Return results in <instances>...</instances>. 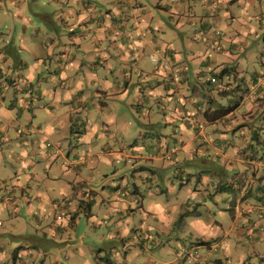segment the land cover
Listing matches in <instances>:
<instances>
[{"label":"crops","instance_id":"crops-1","mask_svg":"<svg viewBox=\"0 0 264 264\" xmlns=\"http://www.w3.org/2000/svg\"><path fill=\"white\" fill-rule=\"evenodd\" d=\"M41 4L37 18L52 34L36 28L13 54L22 87L0 69L1 82L15 88L0 84V264H44L54 246L62 251L70 242L82 251L88 239L92 251H107L98 260L104 264H175L185 247L214 243L216 225L228 230L214 246L251 241L264 251V0ZM13 8L20 15L21 1L0 0V43L3 15ZM161 116L163 131L155 125ZM106 157L112 159L103 165ZM123 159L134 167L131 192L128 183L108 188L130 180L117 177ZM199 159L208 170L195 174ZM165 169L174 172L172 189L151 182ZM185 194L197 202L181 212ZM98 227L111 240L102 247L90 235ZM205 248H198L204 264H223L218 251ZM51 259L57 264L60 256ZM240 261L233 264H249Z\"/></svg>","mask_w":264,"mask_h":264},{"label":"rangeland","instance_id":"rangeland-1","mask_svg":"<svg viewBox=\"0 0 264 264\" xmlns=\"http://www.w3.org/2000/svg\"><path fill=\"white\" fill-rule=\"evenodd\" d=\"M20 1L22 3V10L20 12V15H18L17 10L15 8L12 9V12H8L5 15H3L4 23H3V28L1 29V32L4 35H2V37H1L2 39H1V43H0V48H1L0 49V59H1L0 69H1V74H3V76H7L8 74H14V75H12L13 84H14V86H17V88H19V89L22 87L21 84H23L24 81H23V77L15 72V70H16L15 67L18 63L16 62V58L13 54L16 53V51L19 52L20 42L21 43H28L31 39V35L35 34L34 30L36 28H40V26L43 27V29L45 30V31H42L43 34H48V35L52 34L51 32L50 33L47 32L48 28H46L43 24H41V20L39 18H37V15H36L40 10V6L42 5L41 4L42 0H39L37 2V4H35L34 1H30V0H20ZM23 27H26L27 35H24L25 32H24ZM61 39L65 40L64 32H62ZM258 41H260L261 43H264L263 37L261 36ZM14 44H15V46H14ZM4 56H7V58L11 61H9V60L3 61ZM147 57H149V55H147ZM171 67H170V71H171ZM254 68L258 69L257 66H255ZM87 80L88 79H86L85 81H87ZM107 82H109V77L107 79ZM140 82H141V86H143L142 81H140ZM145 82H148V79H145ZM2 83L4 84L3 87H8V88L11 87V86H8L10 84H8V81L6 78H5L4 82H1V79H0V84H2ZM52 84H51V86H53ZM90 88L92 89V87H90ZM4 89H7V88H4ZM11 89H15V88L11 87ZM135 113H136V111H134V115H135ZM131 118H133V120L135 121V126L137 128H139V125L137 122L138 118L135 116H133ZM127 120L129 121V119H127V117L126 118L122 117V119H121V121H125V122ZM165 121H166V119L164 116H161L159 120H156L155 125L157 126L158 130L163 131L166 129ZM168 127H170V125H167V128ZM146 128L147 127H145L144 129H146ZM120 129L125 130V128H122V127ZM71 149L72 150L75 149L74 145L71 146ZM111 159H112L111 157H106L105 159H103L102 160L103 165L105 162L110 161ZM124 161L125 160L123 159L121 161L116 162V164L118 163L117 167H120L121 169H123V174L117 175V177H120L122 175L123 176L126 175L125 180L127 179V177L130 180L129 181H127V180L123 181L122 178L116 179L115 182L117 184L109 185L108 188H110V187L117 188L119 186L125 187V186H127L128 182H131L134 180L132 175H131V172L133 173V171H134V167L131 164L125 163ZM197 161H198L197 162L198 165H194L192 167L190 166L191 168H194L195 174H196L197 170H206V171L208 170V168L204 167V163L199 164V162L202 161L201 159H199ZM208 164L215 165L216 162L212 161L211 163H208ZM159 165H160L159 162L151 161V160L147 161V166L150 167L151 169H152V167H159ZM209 166L210 165H207V167H209ZM213 168H214V170L217 171L216 167H213ZM113 170H114V168H108L105 171H106V173L108 172L109 176L111 177V176L115 175V174H112ZM98 174L99 173H97V177L100 178L99 177L100 174L99 175ZM137 174H139V172H136V175ZM186 176H188V175H185L184 177H186ZM204 176L206 177L207 173H205ZM162 178H166L165 181H163ZM169 179L174 180V172L169 170V169H165L164 171L158 173V175L155 176L151 180V182H153V184L155 186L160 185L161 187H163V189H165V186H169V188L172 189L173 184H169ZM150 184H152V183H150ZM1 187L4 188L6 186H5V184H1ZM177 188L178 187L174 188L176 190V192L178 191ZM128 190H129V192L133 191V185H131L130 183H128V186H127V191ZM3 192L5 194L8 193V191H6V190H3ZM129 192L126 193L127 197L133 198L134 196H137L136 194L129 193ZM176 192H174L172 190L169 191L170 197H169L168 202H165V203L170 204V202L174 198ZM9 193H10V190H9ZM20 195L22 196L21 193H20ZM177 195H178V193H177ZM8 196L12 197L11 194H9ZM201 197H203V196H201ZM141 199H142V197H140V196L137 197L136 201L134 199L135 204L137 205V201L138 200L141 201ZM207 201H208L207 203H209L210 199H208ZM184 202L186 204H184ZM194 202H197V200L195 199ZM194 202L190 201V199H186V194H185L183 200L181 201V203L183 204V207L180 208L179 210L182 212V210L186 207V205H187L188 209L193 208ZM201 202L204 203V200H201ZM112 206L118 208L119 204L115 203ZM209 207L213 208L215 206H213L212 203L210 202ZM101 213H103V212H101ZM134 213H136V214L134 215L135 219H133V221L136 223H139L140 220L142 219V215H139L136 211ZM105 215L107 216L106 211H105ZM57 219H59L58 221L63 220L62 217H58ZM105 219L107 220L109 228L113 229L115 221H111L109 219V217H107ZM100 223L104 225L103 220H101ZM85 226H86V223L84 221L81 222L77 227V232H79V233L84 232ZM224 230L227 231L228 229L223 228V230H221L218 227V225H216L213 228V234L216 237V240L214 243H211V244H213L212 247H214L212 250L218 251V257H216V259L221 260L223 262V264H233V262L235 260H237V261L241 260L240 261L241 263L247 262L249 264H264V256L260 260L257 259L259 256H262L264 254V251L257 249L256 244H253L251 241H244L242 243H238L233 247H228L227 250H226V246H222L221 244L214 246V244L218 243L220 241V239L222 238V236L224 235V232H223ZM90 231H91V229H90ZM67 232L68 231L63 229L62 237L64 239L67 238V236H68ZM134 234L135 235L138 234L137 238H134L135 240H138V238L140 237V234L138 232H135ZM90 235L96 236V237L99 236V237H97L98 239L100 238L98 245L101 247L103 245H105L106 242L111 241L109 238L108 229L103 230V229H100L98 227V228H95L94 230L92 229V233ZM142 235L145 237L144 233H142ZM236 239H237V236H235L234 240H236ZM92 240H94V239L86 240V241H88L90 246H88V245L82 246V251H78L80 249H74L73 244L70 242H64L63 243L64 249L62 251H59V246L58 247L54 246L55 250L51 251V253L49 254L50 256L47 255V260L45 261L44 264H55L54 259H51V258L53 255H57V254H59V256H60V259L58 260L57 264H104V263H102V261H98V260H99L100 256L102 255V253H106L107 251H92V246H93ZM211 241H213V240H211ZM110 249L111 248H109L107 250H110ZM224 249H225V251H224ZM26 252H27V255H31L32 257H33V255H38L37 252L40 253V251H26ZM43 252H49V251H43ZM119 252L120 251H115L116 254ZM121 252H124V251H121ZM205 252L208 253L210 251L205 250ZM79 253H80V257L78 259L75 256H73L74 254H79ZM43 255H44V253H42V257H44ZM90 255L92 257H90ZM122 259H124V258H122ZM25 263H26V260L22 261V259H19V261H17L16 264H25ZM28 264H34V263L29 262ZM37 264H41L40 261Z\"/></svg>","mask_w":264,"mask_h":264},{"label":"built area","instance_id":"built-area-1","mask_svg":"<svg viewBox=\"0 0 264 264\" xmlns=\"http://www.w3.org/2000/svg\"><path fill=\"white\" fill-rule=\"evenodd\" d=\"M152 59L157 62L161 67L164 69H170V66L167 62L166 59H160L159 57L153 56ZM170 157V156H167ZM60 217V216H58ZM137 235H133V238H137ZM199 246L195 245L190 248V251H180L179 254L177 255V258L175 260V264H183V263H188V264H204V259L201 258V253L199 251Z\"/></svg>","mask_w":264,"mask_h":264},{"label":"trees","instance_id":"trees-1","mask_svg":"<svg viewBox=\"0 0 264 264\" xmlns=\"http://www.w3.org/2000/svg\"><path fill=\"white\" fill-rule=\"evenodd\" d=\"M224 73H225V70H223L221 73H220V76L222 77L223 75H224ZM139 239V238H138ZM199 244V245H198ZM195 245H198V246H205L206 248H205V250H211L212 249V245L213 244H211L210 242H207V241H199V242H196V244L195 243H193V244H191V245H189V246H187V247H185L184 249H182L181 251H183V250H186V251H190V248L191 247H193V246H195ZM214 248V247H213ZM179 254V253H178ZM177 254V255H178ZM182 264V263H181ZM183 264H188V263H183Z\"/></svg>","mask_w":264,"mask_h":264},{"label":"clouds","instance_id":"clouds-1","mask_svg":"<svg viewBox=\"0 0 264 264\" xmlns=\"http://www.w3.org/2000/svg\"><path fill=\"white\" fill-rule=\"evenodd\" d=\"M158 66L160 67V68H163V67H161L159 64H158ZM164 69V68H163ZM166 69V68H165Z\"/></svg>","mask_w":264,"mask_h":264}]
</instances>
